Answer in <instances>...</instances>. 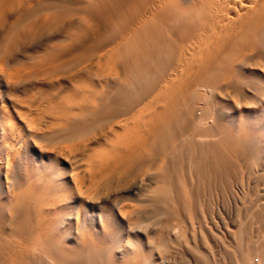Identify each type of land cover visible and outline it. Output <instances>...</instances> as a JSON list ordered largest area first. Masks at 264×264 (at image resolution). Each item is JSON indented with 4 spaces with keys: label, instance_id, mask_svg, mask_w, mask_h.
<instances>
[{
    "label": "bare ground",
    "instance_id": "6f19581e",
    "mask_svg": "<svg viewBox=\"0 0 264 264\" xmlns=\"http://www.w3.org/2000/svg\"><path fill=\"white\" fill-rule=\"evenodd\" d=\"M262 111L264 0H0V264H159Z\"/></svg>",
    "mask_w": 264,
    "mask_h": 264
},
{
    "label": "rangeland",
    "instance_id": "374dc122",
    "mask_svg": "<svg viewBox=\"0 0 264 264\" xmlns=\"http://www.w3.org/2000/svg\"><path fill=\"white\" fill-rule=\"evenodd\" d=\"M227 106L231 107V103ZM258 115L264 120V111ZM32 151L27 146L26 152L33 154ZM246 157L248 153L243 162L236 163L223 175L222 170H215L217 174L211 182L199 187L202 190L191 212L185 211L180 218L175 219L170 201L151 204L149 208L155 211L151 210L144 228L150 226L147 229L154 232L150 234L151 240L161 245L148 249L146 235L140 234L144 251L154 254L159 264H253L256 258L264 264V173L256 172ZM123 196L128 203L138 202L133 194L123 193ZM99 205L102 206L96 213L104 214L106 204ZM163 224L176 227L178 235L172 236L166 228V241H161L158 232ZM76 264L81 263L76 261Z\"/></svg>",
    "mask_w": 264,
    "mask_h": 264
},
{
    "label": "built area",
    "instance_id": "2783aa9c",
    "mask_svg": "<svg viewBox=\"0 0 264 264\" xmlns=\"http://www.w3.org/2000/svg\"><path fill=\"white\" fill-rule=\"evenodd\" d=\"M253 264H263V263H261L260 260H259L258 258H256V259L254 260Z\"/></svg>",
    "mask_w": 264,
    "mask_h": 264
}]
</instances>
